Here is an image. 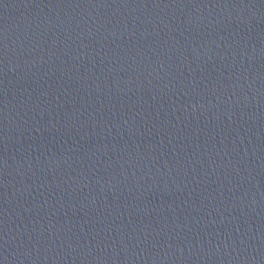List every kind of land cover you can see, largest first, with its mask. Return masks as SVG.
Listing matches in <instances>:
<instances>
[{
  "label": "water",
  "instance_id": "obj_1",
  "mask_svg": "<svg viewBox=\"0 0 264 264\" xmlns=\"http://www.w3.org/2000/svg\"><path fill=\"white\" fill-rule=\"evenodd\" d=\"M0 264H264V0H0Z\"/></svg>",
  "mask_w": 264,
  "mask_h": 264
}]
</instances>
